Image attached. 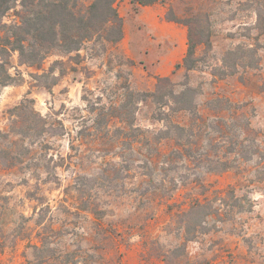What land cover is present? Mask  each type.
Wrapping results in <instances>:
<instances>
[{
	"label": "rangeland",
	"instance_id": "rangeland-1",
	"mask_svg": "<svg viewBox=\"0 0 264 264\" xmlns=\"http://www.w3.org/2000/svg\"><path fill=\"white\" fill-rule=\"evenodd\" d=\"M117 6L125 29L117 44L103 49L87 43L80 60L71 58L77 52H55L39 67L21 64L13 55L10 71L16 80L0 86V133L37 120L30 102L26 117L13 112L25 98L34 99L32 106L48 118L51 132L44 141L16 133L10 139L0 136V264L34 260L31 244L40 231L52 236L59 253L72 252L80 264H166L159 252L181 241L178 204L187 207L201 190L181 181L170 191L168 202L176 205L169 208L160 198L169 190L147 189L146 145L131 151L119 131L126 124L111 116L126 100L128 87L153 91L158 76L186 81V68L176 65L188 50V26L165 19L170 7L181 18L200 14L209 20L211 47L198 46L199 68L189 71L191 85L201 91L199 110L208 112V101L218 96L246 103L253 127L264 133V0H164L139 12L131 0ZM238 45L258 50V67L238 65L234 74L214 75L227 51ZM155 110L151 98L142 101L136 124L161 128ZM170 145L163 141L162 148ZM253 177L248 168L203 176L212 188L235 185L242 204L254 206L242 212L234 207L230 219L189 241L194 264H264V182ZM87 204L105 213L83 209Z\"/></svg>",
	"mask_w": 264,
	"mask_h": 264
},
{
	"label": "trees",
	"instance_id": "trees-1",
	"mask_svg": "<svg viewBox=\"0 0 264 264\" xmlns=\"http://www.w3.org/2000/svg\"><path fill=\"white\" fill-rule=\"evenodd\" d=\"M119 1L93 0L86 4L82 0H0V86L16 80L10 71L16 53L21 64L39 67L55 52L67 55L77 52L71 58L80 60L79 51L87 43L105 49L120 42L125 29L124 18L117 6ZM163 1L131 0V4L135 12H139L143 6ZM165 19L188 26V50L176 65L186 68V81L176 83L170 76H158L153 91L137 92L128 87L126 100L119 104L118 112L111 117L126 124L119 131L126 134L121 141L126 142L131 151L139 152L140 146L146 145L143 167L147 168V189L169 190L160 194L169 208L176 205L168 201L181 181L194 183L201 190L200 196L192 197L187 207L178 204L180 208L175 213V222L179 226L181 241L173 248L159 252L166 264H194L188 251L189 241L218 228L217 222L230 219L234 207L238 206L242 212L252 210L254 206L251 201L247 207L242 204L235 185L229 184L225 189L212 188L213 185L203 176L220 174L232 168H248L254 173L251 181L264 182V133L253 127V114L245 108L246 103L218 96L208 101V112L199 110L197 99L201 91L191 85L189 71L199 68L198 46L211 47L209 20L200 14L181 18L171 7ZM230 57L234 59L232 63L227 62ZM260 61L261 56L255 47L238 45L227 51L224 65L213 74L222 77L234 74L238 65L254 68ZM148 98L156 105L154 117L162 123L159 129L142 128L136 124L139 104ZM27 102L31 103L37 120L30 121L25 128L20 126L0 133V136L10 139L16 133L30 140H45V135L51 132L48 118L34 109L33 98H25L13 108V112L18 118L26 117ZM20 122L24 120L16 124ZM163 141L171 143L169 149L162 148ZM183 170L186 172L182 173ZM172 172L176 174L170 176ZM210 190L213 192L209 193ZM220 190H226L225 194L220 195ZM83 209L96 215L105 213L91 204ZM38 223L41 225L42 221L39 219ZM37 236L38 242L31 244L34 260H28L29 264H80L79 259L70 257L72 252L59 253L56 246H52L51 235L40 231ZM206 264L212 263L207 261Z\"/></svg>",
	"mask_w": 264,
	"mask_h": 264
}]
</instances>
